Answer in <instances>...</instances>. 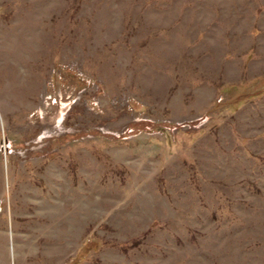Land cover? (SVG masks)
<instances>
[{
	"label": "rangeland",
	"instance_id": "obj_1",
	"mask_svg": "<svg viewBox=\"0 0 264 264\" xmlns=\"http://www.w3.org/2000/svg\"><path fill=\"white\" fill-rule=\"evenodd\" d=\"M0 264H264V0H0Z\"/></svg>",
	"mask_w": 264,
	"mask_h": 264
}]
</instances>
